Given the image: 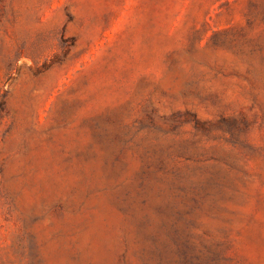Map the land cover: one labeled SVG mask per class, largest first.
<instances>
[{
  "label": "rangeland",
  "instance_id": "1",
  "mask_svg": "<svg viewBox=\"0 0 264 264\" xmlns=\"http://www.w3.org/2000/svg\"><path fill=\"white\" fill-rule=\"evenodd\" d=\"M0 264H264V0H0Z\"/></svg>",
  "mask_w": 264,
  "mask_h": 264
}]
</instances>
